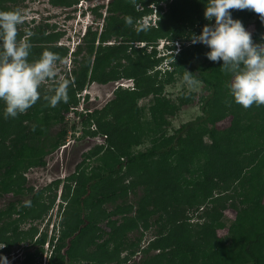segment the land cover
<instances>
[{
	"label": "trees",
	"instance_id": "trees-1",
	"mask_svg": "<svg viewBox=\"0 0 264 264\" xmlns=\"http://www.w3.org/2000/svg\"><path fill=\"white\" fill-rule=\"evenodd\" d=\"M8 1L0 0V11L10 10L4 5ZM72 1L50 0L53 5L65 6ZM205 4L206 0H171L155 27L134 28L126 17L134 21L150 10L128 9L122 0V8L109 7L102 30L88 29L72 52L55 45L59 33L41 29L39 36L27 38L31 42L29 61L38 59L45 50L58 54L60 61L69 54L72 67L61 78L70 82L69 100L49 106L43 97L50 94L51 85L23 114L0 119V192L12 188L15 193L32 191L23 185V170L44 166L45 156L64 143L68 132L65 116L76 110L77 95L87 78L102 84L122 76L133 81L131 88L118 86L113 100L100 110L79 114L83 122L93 125L87 133L104 136L105 140L87 153L97 162L91 172L81 170L80 164L65 178L58 194L63 203H59V232L47 241L51 248L48 264H76L78 259L86 264H264V105L244 108L234 102L227 87L231 73L221 68L222 61L194 68L189 74L206 91L200 98V115L170 135L161 133L149 149L134 154L129 151L137 132L164 127L165 116L174 113L171 101L161 96L164 83L173 79L175 71L188 67L192 56L209 51L202 43L187 45L193 32L199 34L205 24L212 23L204 18ZM229 11L242 23L254 17L252 40L263 44L264 24L258 13L249 9ZM111 37L123 43L110 45L107 41ZM159 38L181 43L179 52L167 57L171 70L164 71V80L159 69L148 73L157 60L141 63V55L133 59L127 54V43ZM121 56L128 60L122 70L116 67ZM149 96L150 104L137 106L140 99ZM226 118L229 124L219 128L217 125ZM54 125L60 129L51 135ZM21 154L27 158L19 160ZM129 171L140 173L143 179L124 182ZM59 182H52L55 190L43 201L41 190H37L30 204L17 206L12 202L0 210V254L9 255L12 245L33 248L20 264H37L47 231L36 236L33 224L53 208ZM137 183L144 188L133 209L126 197L135 191ZM108 203L114 208H106ZM228 208L235 211L233 220L222 215ZM25 221L32 223L27 230L21 227ZM139 224L142 231L154 227L144 246L143 232L128 237ZM223 228L226 234L218 237L217 231ZM136 255L140 256L138 261H131Z\"/></svg>",
	"mask_w": 264,
	"mask_h": 264
},
{
	"label": "rangeland",
	"instance_id": "rangeland-1",
	"mask_svg": "<svg viewBox=\"0 0 264 264\" xmlns=\"http://www.w3.org/2000/svg\"><path fill=\"white\" fill-rule=\"evenodd\" d=\"M77 5L73 4L71 7H55L52 6L49 2L50 0H9L4 5L8 7L10 10H20L24 15V22L18 26V39H27L32 35L39 36V30H44L47 33H59L60 39L55 43L56 46H65L69 49V52L75 50L76 45L78 44L81 38V32L84 29V26H90L92 30L97 29L100 31L101 20L96 16L95 21L98 23H94V19H92V14L86 13V9L90 8L91 4L88 5V2H81V0H76ZM111 0H96L94 5L98 6H106ZM122 0H115L114 6L116 8H122L121 6ZM141 2V4H139ZM143 0H124V4L126 8L131 9L132 6L138 8L136 10L140 11L146 7L143 6ZM82 4L81 7H77L79 4ZM75 8H79L83 13L78 17V14L74 10ZM164 3L161 4L160 12H155L154 9H146L150 10L147 15L138 18L133 21L134 28L137 25L142 27H155L157 25V21L159 20V14H163L167 7L164 9ZM99 8V7H98ZM101 14H104L105 9H101ZM76 14V15H74ZM101 15V16H102ZM93 22V24H92ZM253 22L254 17H249L245 21H243V25L247 31L252 33L253 31ZM83 26V27H81ZM130 26V25H129ZM82 28V29H81ZM196 28V26H195ZM195 28H187L189 31H195ZM186 29V30H187ZM31 33V36L27 34ZM196 34V31L193 32ZM174 42V41H173ZM110 45H119L123 43L120 38L111 37L108 41ZM172 41L168 38H159L156 41L151 42H135V43H127L128 46L127 54H130V57L135 59L138 58L139 55L143 57L141 63L143 61L150 62L156 61L157 64L155 68L148 73L154 74L153 71L159 69V76L162 80H164V66L159 62L162 54H164V50L162 46H169ZM191 41H188L187 45H190ZM264 44V42H263ZM96 46V42H95ZM177 48L181 47V43L179 41L176 42ZM142 50L141 53L131 52L132 50ZM190 52V51H189ZM116 63V67L119 69H123L128 64V60L125 57H118ZM207 59L205 54H197L192 56L189 61V66L184 68L183 70L179 69L175 71L173 74V79L164 83L162 97L174 105V113L172 115L165 116L166 124L159 129H149L144 132H137L138 138L135 142H131L129 146L130 154H134L137 152L145 151L149 149L154 142L158 139L157 137L164 133L170 135L173 133L175 129L180 127L183 123L190 121L200 115V98L206 94V91L203 89V84L195 81L192 76H190V72L194 68L206 66L209 63H213ZM111 65H115V62H112ZM72 67L71 59L68 54L67 57L58 62L57 65V79H61L64 77L65 73L70 70ZM171 70V68H170ZM187 71V72H186ZM189 72V73H188ZM122 75V74H121ZM186 76H190L193 83H189L188 80L185 79ZM117 82H123L121 85L122 88H131L133 87V81L122 76L118 80L110 81L106 84L98 83L97 81H90L87 78V82L84 85V88L81 92V96L79 102L76 106V110L65 116V124L68 126V132L66 134V139L64 143L57 148L51 150L45 156V165L43 167H33L29 169L23 170V177L25 178V182L23 183L25 188H31V192L27 190H23L15 193V189H9L6 192H0V210L5 209L9 203H15L17 206L19 204L27 203L31 197L32 193L37 190H41V200L46 199V196L49 195L50 192H54L55 187L51 185L54 180H59L58 187L56 189L57 197L55 198L54 206L49 210L44 219L35 222L33 225L37 228L36 236L40 233L47 231L46 242L43 245V252L41 254V258H37V264H48V256L50 254V245H46L47 241L50 240V237L53 235H57L59 232V220L61 218V210L62 208L59 206V203H62L61 199H58V194L62 189L63 184L65 183V178L73 175L76 172V167L80 164L81 170L85 169L86 173L91 172V169L97 165L96 158L94 156H88L87 153L89 150L94 149L97 146H102L104 144L105 137L96 135L91 136L90 133H87L89 129L93 127V125L88 124V122H83L84 119L79 117V114H83L85 110L93 111L95 109L100 110L106 104H108L114 98V91L116 90L115 85ZM52 82H46L42 85L40 92L41 96L43 95V90H47L51 87ZM87 96V99L83 98ZM152 97L149 96L147 98L140 99L137 102V106L140 108H145L148 104L151 103ZM3 102L0 101V119L5 118L3 114ZM145 118L148 119V115H145ZM229 124V118H226L224 121L220 122L217 126L219 128H223ZM73 125V126H72ZM60 129V125H54L51 127L50 133L54 135ZM99 137L98 139H91ZM9 141L5 140V144ZM73 142V143H71ZM67 143H71L70 146L64 147ZM86 154V156H85ZM26 154H21L19 160L26 159ZM124 159V157H121ZM153 161V160H152ZM151 164V161L148 162ZM139 181L142 180V175L137 172L129 171L128 174L124 175L123 181L130 182L131 180ZM144 187L137 183L135 186V191L130 192L129 196L126 197V202H131L133 209L137 207L136 201L142 195ZM122 202L118 201V204ZM63 206V203H62ZM106 208L113 209L114 206L111 204H105ZM133 212V211H132ZM131 212V213H132ZM129 215V214H128ZM133 215V214H132ZM222 215L230 220L235 218V211L233 209H226L222 212ZM14 216V215H13ZM15 217V216H14ZM116 219H121L119 216H115ZM156 218V215L150 218V221ZM32 223L25 221L21 223V227L23 230H27ZM52 224H54V229H51ZM141 224H139V229L134 230L132 233L128 234L129 238H133L138 236L140 233L143 234V243L142 246L146 244V240L152 237L154 232V227H151L148 231H142ZM226 234V228L217 231V236L222 237ZM3 247V244H0V249ZM26 252L33 253V248H23L16 245L11 246V250L9 255H3L7 258L8 264H20L23 260L24 254ZM140 256L136 255L132 258L131 261H138ZM76 264H86V261L83 259H78ZM106 264V263H105Z\"/></svg>",
	"mask_w": 264,
	"mask_h": 264
},
{
	"label": "clouds",
	"instance_id": "clouds-1",
	"mask_svg": "<svg viewBox=\"0 0 264 264\" xmlns=\"http://www.w3.org/2000/svg\"><path fill=\"white\" fill-rule=\"evenodd\" d=\"M230 9L252 10L259 14L264 24V0H206L203 15L212 23L205 24L198 35L193 34L191 43L207 46V59L222 61L221 68L231 73L227 87L235 103L244 108L254 104L264 105V44L253 42L251 33L239 19H233ZM23 22L24 15L20 10L0 11V101L4 105L5 118H15L34 105L41 97L40 89L46 82H54L50 94L43 97L49 106L55 107L69 100V80L57 79L58 54L45 50L38 59L29 61L31 42L18 39V26ZM126 22L132 25L133 19L126 17ZM27 35L31 36V33ZM167 46H162L164 54L161 58L164 59L161 64L164 70L171 68L168 55H175L180 50L176 42L168 46H175V49ZM185 79L189 83L194 82L190 76ZM80 96L81 93L77 95L78 99ZM51 229H54V224ZM46 245L48 247V242ZM50 255L51 248L48 259ZM0 264H8L2 254Z\"/></svg>",
	"mask_w": 264,
	"mask_h": 264
},
{
	"label": "flooded vegetation",
	"instance_id": "flooded-vegetation-1",
	"mask_svg": "<svg viewBox=\"0 0 264 264\" xmlns=\"http://www.w3.org/2000/svg\"><path fill=\"white\" fill-rule=\"evenodd\" d=\"M84 1L85 2H88L89 4L88 5H90L91 4V6H90V8H87L86 9V13H89V14H92V19H94V23H98V22H96L95 21V18H96V13L97 14H101V9L103 8V9H105V11H104V14L101 16V15H99V16H97L98 17V19H100L101 20V26H100V31L102 30V28H103V25H104V23L106 22V18L108 17L107 15H108V9H109V7L110 6H112V5H114V2H115V0H111L105 7L104 6H96V5H94V4H92V3H94L96 0H81V2H83L84 3ZM143 1H145V2H143V6L144 7H146V9H154L155 8V12H158L159 11V7H161V4L162 3H164V9L167 7V5L170 3V1L171 0H143ZM73 2V4H76L77 3V1L76 0H73L72 1ZM50 4H51V2H49ZM73 4L72 5H70V6H65V5H53V4H51L52 6H55V7H62V6H64V7H71V6H73ZM139 4H141V2L139 3ZM77 5V4H76ZM82 6V4L80 3L77 7H81ZM135 9H138L136 6H135ZM74 10H75V12L78 14V17L79 16H81V14L83 13L82 11H80L79 10V8H75L74 7ZM94 10L96 11V13H94ZM138 11V10H137ZM160 12V11H159ZM74 15H76V14H74ZM93 22H92V24H93ZM90 26H91V23L89 24ZM90 26H84V29H83V31L81 32V37L82 36H84L86 33H87V31H88V29H90ZM81 27H83V26H81ZM82 29V28H81ZM97 30V29H96ZM99 31V32H100ZM80 40H82V39H80ZM80 42V41H79ZM78 42V43H79ZM43 167V166H42ZM55 181V180H54ZM53 181V182H54ZM52 183V182H51Z\"/></svg>",
	"mask_w": 264,
	"mask_h": 264
},
{
	"label": "water",
	"instance_id": "water-1",
	"mask_svg": "<svg viewBox=\"0 0 264 264\" xmlns=\"http://www.w3.org/2000/svg\"><path fill=\"white\" fill-rule=\"evenodd\" d=\"M122 84H123V82H117L116 85H115V88H117L118 86H121ZM98 138L99 137H95V138H91V139H94L95 140V139H98ZM100 139L101 138H99L98 140H100ZM71 143H73V142H71ZM71 143H67V145L64 146V147L66 148V147L70 146Z\"/></svg>",
	"mask_w": 264,
	"mask_h": 264
}]
</instances>
